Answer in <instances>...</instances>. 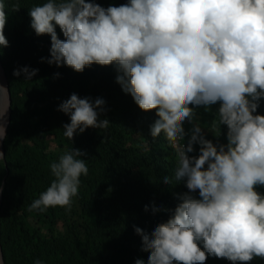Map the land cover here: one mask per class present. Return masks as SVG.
Segmentation results:
<instances>
[{"label": "clouds", "instance_id": "9594fccd", "mask_svg": "<svg viewBox=\"0 0 264 264\" xmlns=\"http://www.w3.org/2000/svg\"><path fill=\"white\" fill-rule=\"evenodd\" d=\"M5 7L0 2L2 48L10 46ZM29 16L37 37L50 36L49 65L76 73L93 64L114 65L122 91L142 112L155 110L151 137L163 133L177 152L174 179L188 191L176 194L174 210L153 205L154 215L165 212L169 218L150 233L133 225L147 264L264 260V193L257 191L264 187V115L258 113L264 101V0H128L107 8L94 0H48L29 9ZM38 71L25 66L13 75L31 81ZM105 103L72 93L57 109L70 119L64 136L73 141L89 128L107 129L110 121L101 118ZM217 104L226 143L207 139L195 120L197 109ZM218 125L213 120L212 127ZM6 138L0 128V139ZM196 145L198 155H189ZM87 155L72 147L52 162L55 179L27 210L59 206L70 212L80 177L89 173L82 158ZM172 182L163 177L165 185ZM134 264L145 261L137 258Z\"/></svg>", "mask_w": 264, "mask_h": 264}, {"label": "trees", "instance_id": "16d2710c", "mask_svg": "<svg viewBox=\"0 0 264 264\" xmlns=\"http://www.w3.org/2000/svg\"><path fill=\"white\" fill-rule=\"evenodd\" d=\"M7 16L4 29L9 47L0 46V61L8 78L12 98L11 121L3 140L0 160V243L4 264H147L148 253L141 251V237L133 225L151 232L169 218V213L152 212V207L174 210L176 194L188 190L176 182L178 155L162 133L153 139L150 126L155 110L142 112L130 95L116 83L114 65L93 64L83 73L68 67L49 65L50 36L37 37L31 29L29 9L48 0H0ZM103 7L119 6L128 0H94ZM18 4L19 10L13 11ZM58 38L64 40L59 27ZM45 58V62L41 59ZM38 69L31 81L13 71L23 67ZM60 73L59 78H54ZM72 93L80 98L105 100L107 129H87L70 141L63 125L67 115L57 111ZM219 104L196 110L195 120L214 143H226V126H219ZM258 113L264 115V101ZM213 120L217 127H212ZM185 130L191 127L187 122ZM181 140L179 143H186ZM73 148L86 152L89 173L80 177L78 196L71 211L56 206L41 212L30 207L47 190L55 177L50 165ZM196 151L189 155H198ZM172 178L170 185L163 177ZM264 193V187H257ZM145 206L148 211L145 212ZM201 250H203L202 244ZM205 264H231L209 257ZM250 264H264L255 258Z\"/></svg>", "mask_w": 264, "mask_h": 264}, {"label": "water", "instance_id": "95a60500", "mask_svg": "<svg viewBox=\"0 0 264 264\" xmlns=\"http://www.w3.org/2000/svg\"><path fill=\"white\" fill-rule=\"evenodd\" d=\"M10 90L4 69L0 63V128L7 132L8 124L11 121L12 114V99L10 97ZM3 152V139H0V153ZM0 264H4L2 256V248L0 243Z\"/></svg>", "mask_w": 264, "mask_h": 264}, {"label": "bare ground", "instance_id": "6f19581e", "mask_svg": "<svg viewBox=\"0 0 264 264\" xmlns=\"http://www.w3.org/2000/svg\"><path fill=\"white\" fill-rule=\"evenodd\" d=\"M124 1H126V0H124ZM8 97H10L11 98V95L10 96H8ZM12 99V98H11Z\"/></svg>", "mask_w": 264, "mask_h": 264}]
</instances>
